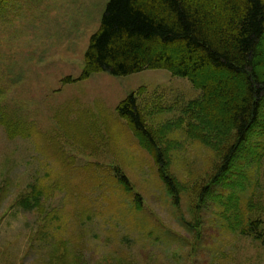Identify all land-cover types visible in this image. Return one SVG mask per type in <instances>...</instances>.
Here are the masks:
<instances>
[{
  "label": "rangeland",
  "instance_id": "1",
  "mask_svg": "<svg viewBox=\"0 0 264 264\" xmlns=\"http://www.w3.org/2000/svg\"><path fill=\"white\" fill-rule=\"evenodd\" d=\"M109 1L0 0V264H264L261 240L230 231L214 199L201 206L224 153L186 134L183 108L201 94L189 79L147 69L64 82L81 76ZM132 93L159 131L178 203L118 114ZM254 135L245 164L264 145ZM246 167L242 206L264 220V159Z\"/></svg>",
  "mask_w": 264,
  "mask_h": 264
},
{
  "label": "trees",
  "instance_id": "2",
  "mask_svg": "<svg viewBox=\"0 0 264 264\" xmlns=\"http://www.w3.org/2000/svg\"><path fill=\"white\" fill-rule=\"evenodd\" d=\"M147 69L169 70L201 91L183 108L182 124L189 138L224 153L213 182L202 189L201 206L214 199L230 231L264 244V220L248 216L242 206L253 174L245 167L264 159V145L252 150L248 164L243 158L244 148L258 143L253 134L264 135V0H110L91 37L81 76L64 82L101 71L127 76ZM117 111L178 203L180 190L166 171L159 131L148 123L136 93ZM117 173L123 189L134 193V207L142 209V197L128 176L119 168ZM248 204L252 207L253 199Z\"/></svg>",
  "mask_w": 264,
  "mask_h": 264
}]
</instances>
